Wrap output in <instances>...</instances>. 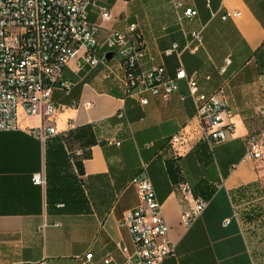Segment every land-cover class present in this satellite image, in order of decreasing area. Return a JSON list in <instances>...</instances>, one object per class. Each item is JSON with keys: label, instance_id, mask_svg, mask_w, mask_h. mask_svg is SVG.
<instances>
[{"label": "crops", "instance_id": "crops-1", "mask_svg": "<svg viewBox=\"0 0 264 264\" xmlns=\"http://www.w3.org/2000/svg\"><path fill=\"white\" fill-rule=\"evenodd\" d=\"M182 1L197 11L182 24L171 0H98L89 19L103 24V39L137 22L143 69L162 65L174 77L182 67L204 93L223 87L234 133L220 144L203 139L184 80L169 99L145 92L144 105L127 93L119 58L109 61L111 75L72 59L61 75L69 89L53 93L57 134L42 141L31 132L42 118L23 115L19 129L0 132V264H85L88 256V264H122L134 246L120 221L140 203L131 180L145 169L176 243L160 264H264V162L242 161L249 134L264 133V0ZM175 134L183 144L172 142ZM36 173L47 183L35 184ZM182 183L209 201L190 228L182 213L193 201Z\"/></svg>", "mask_w": 264, "mask_h": 264}, {"label": "built area", "instance_id": "built-area-1", "mask_svg": "<svg viewBox=\"0 0 264 264\" xmlns=\"http://www.w3.org/2000/svg\"><path fill=\"white\" fill-rule=\"evenodd\" d=\"M171 1L181 24L186 18L196 16L197 11L186 7L182 0ZM97 4L98 0H0V132L19 129L23 115L42 118L43 123L31 130L42 141L57 134L51 123L56 110L52 99L55 88L69 89V83L61 80L64 67L72 59L79 58L80 66H104L111 75L114 70L109 61L117 55L129 95L137 96L144 105L149 103L143 95L145 92L169 99L184 80L202 124L203 139L211 144L227 141L235 131V123L225 89L220 87L209 94L202 92L197 79L182 67L174 77L169 76L162 65L143 69L142 60L147 50L141 39L140 25L129 23L122 30L110 31L103 39L100 34L103 24L92 23L89 19L90 9ZM240 14L239 11L227 12L222 17L228 19ZM110 19V11L103 8L102 20ZM189 37L198 44L203 41L200 31H192ZM177 49L178 44H174L165 52L171 54ZM109 52H113L110 60L107 59ZM230 63L231 59L226 58L221 71L225 72ZM258 113L264 118V103L259 106ZM118 115L123 117L124 110ZM184 141L183 134L172 137L173 143L183 144ZM242 161L264 162L263 132L249 134ZM145 170V174H136L131 180L139 191L140 203L120 221L121 226L130 230L134 246L122 264H160L176 252L162 202ZM33 181L38 185L46 184L41 173L34 174ZM180 189L193 201L182 213L184 225L190 228L202 216L209 201L196 196L189 183H182ZM228 222L230 219L225 224ZM89 260L88 256L85 264Z\"/></svg>", "mask_w": 264, "mask_h": 264}, {"label": "water", "instance_id": "water-1", "mask_svg": "<svg viewBox=\"0 0 264 264\" xmlns=\"http://www.w3.org/2000/svg\"><path fill=\"white\" fill-rule=\"evenodd\" d=\"M112 56H113V52H109V53L107 54V59L110 60V59L112 58Z\"/></svg>", "mask_w": 264, "mask_h": 264}, {"label": "trees", "instance_id": "trees-1", "mask_svg": "<svg viewBox=\"0 0 264 264\" xmlns=\"http://www.w3.org/2000/svg\"><path fill=\"white\" fill-rule=\"evenodd\" d=\"M141 39H143V36L141 37ZM46 183H47V177H46ZM49 183V182H48ZM195 195L197 196V194L195 193Z\"/></svg>", "mask_w": 264, "mask_h": 264}, {"label": "rangeland", "instance_id": "rangeland-1", "mask_svg": "<svg viewBox=\"0 0 264 264\" xmlns=\"http://www.w3.org/2000/svg\"><path fill=\"white\" fill-rule=\"evenodd\" d=\"M116 57H118V56L116 55ZM116 57H115V59H117Z\"/></svg>", "mask_w": 264, "mask_h": 264}]
</instances>
